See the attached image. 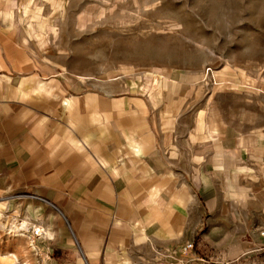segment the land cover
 <instances>
[{"label":"crops","instance_id":"1","mask_svg":"<svg viewBox=\"0 0 264 264\" xmlns=\"http://www.w3.org/2000/svg\"><path fill=\"white\" fill-rule=\"evenodd\" d=\"M7 3L0 207L10 195L49 206L67 264L262 263L264 87L260 117L238 123L186 77L136 88L54 73L30 54Z\"/></svg>","mask_w":264,"mask_h":264},{"label":"rangeland","instance_id":"2","mask_svg":"<svg viewBox=\"0 0 264 264\" xmlns=\"http://www.w3.org/2000/svg\"><path fill=\"white\" fill-rule=\"evenodd\" d=\"M6 9L30 54L54 73L136 88L162 75L186 77L206 101L233 107L228 116L238 123L260 117L264 0H17L14 8L8 0ZM4 202L0 264L68 263L49 206L21 195Z\"/></svg>","mask_w":264,"mask_h":264},{"label":"built area","instance_id":"3","mask_svg":"<svg viewBox=\"0 0 264 264\" xmlns=\"http://www.w3.org/2000/svg\"><path fill=\"white\" fill-rule=\"evenodd\" d=\"M32 234H33V237H35V238H38V237L41 236V233H40L39 230H34V231L32 232ZM259 234H260V236L264 237V230L260 231ZM191 249H192V244H191V243H188V244H185V245L182 247L181 250H182V252L186 253L187 251H189V250H191Z\"/></svg>","mask_w":264,"mask_h":264},{"label":"bare ground","instance_id":"4","mask_svg":"<svg viewBox=\"0 0 264 264\" xmlns=\"http://www.w3.org/2000/svg\"><path fill=\"white\" fill-rule=\"evenodd\" d=\"M23 13V12H22Z\"/></svg>","mask_w":264,"mask_h":264}]
</instances>
